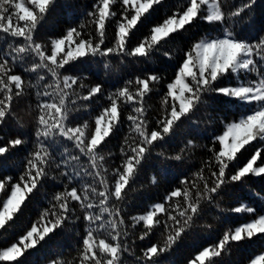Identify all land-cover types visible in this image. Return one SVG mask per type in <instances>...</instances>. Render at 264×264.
Wrapping results in <instances>:
<instances>
[{
	"label": "snow or ice",
	"instance_id": "6c2138e0",
	"mask_svg": "<svg viewBox=\"0 0 264 264\" xmlns=\"http://www.w3.org/2000/svg\"><path fill=\"white\" fill-rule=\"evenodd\" d=\"M56 5L0 0V169L32 145L13 165L19 172L0 178V264H29L40 253L47 264H171L214 223L219 234L187 264H237L235 251L264 240V209L244 202L264 199V187L254 195L242 188L264 181V8L258 0H95L53 35L42 30ZM113 58L122 75L111 90L108 80L90 83L101 66L112 73ZM22 100L34 113L28 131ZM213 113H224L223 129L209 138L200 126ZM197 149L202 158L189 163ZM173 169L166 195L133 213L140 176L151 171L157 185ZM34 204L36 219L23 224ZM231 214L249 218L229 226ZM69 231L75 244L53 253ZM247 264H264V251Z\"/></svg>",
	"mask_w": 264,
	"mask_h": 264
},
{
	"label": "trees",
	"instance_id": "16d2710c",
	"mask_svg": "<svg viewBox=\"0 0 264 264\" xmlns=\"http://www.w3.org/2000/svg\"><path fill=\"white\" fill-rule=\"evenodd\" d=\"M178 2L179 0H166V5L171 6ZM93 3H95V0H57L55 11L50 17L49 23L45 25L42 31L51 33L53 35L62 34L64 30L67 29L69 26H73L76 23H78L81 19H83L85 12L91 7ZM258 3H260L261 8H264V0H258ZM167 12H168V8L165 7L163 9H160L154 15L156 16L157 20H160L167 14ZM114 27L115 25L109 28V32H108L109 40H111ZM192 31H197V29H193ZM137 35H139V33ZM133 44H135V40H133ZM111 63L113 67L112 73L106 75L103 72L101 66V71L99 76L88 74L89 82L95 84L97 82H104L108 80V82L105 83V88L107 90H111L112 82H114L117 76L122 75V70L120 69V65H119V58H113ZM152 66L159 67V63L158 62L154 63ZM92 69L93 71H95L96 69L95 63L92 64ZM166 75L169 77L172 75V70L170 68L167 70ZM109 76L111 77L110 80H109ZM28 103H29L28 100H22L18 106V115L21 118V122L25 125L24 128L25 131H28L31 128L32 116L34 115V113L29 112ZM104 103L105 100L101 99L97 104L93 105V108L99 110L100 105ZM149 104L152 105L154 109L152 115L155 116L157 114L155 109L159 105V98L156 97L153 100H150ZM235 111H236L235 109L231 110V112H235ZM223 115L224 113H213L212 116L215 117L214 122H209L206 117H202V122L200 126L201 133H203V135L209 138L214 135L220 134V132L223 129V124L219 122V118L222 117ZM235 118L237 117L231 114L228 115V120H232ZM120 142H121L120 140H113L111 145L109 146L111 150L117 154V156L119 155L118 145L120 144ZM198 142L200 144H207L209 143V140L201 138ZM31 150H32V145L26 144L24 146V151L20 152L19 155L15 158V160L9 161L4 168L0 169V178L6 175L15 176L20 169L19 167L13 165H18L20 160L23 159L26 153ZM203 152H204L203 149H197L196 152L192 155V159L189 161V163H199L200 159L202 158ZM248 155L249 153H245V156ZM118 162L119 161L117 160V163ZM152 174L153 173L151 171H148L146 174H142L138 181V184L143 185L142 190L131 194L134 198L133 204L135 205V207L132 209L133 213L143 211L150 204L154 202H158L164 195H166L170 185L174 184L175 177L176 175H178L176 170L173 169L171 174L159 176L157 178L158 179L157 185H152L150 183V178ZM261 187H264V181L258 179L255 180V183L246 182L242 186L244 193H249L253 195L256 192H259ZM261 197H264V193H261ZM225 201L226 202L224 206H227V204L232 202L227 197L225 198ZM244 202L257 207L258 209H264V199L260 197H256L255 200H251V199L245 200ZM38 208L39 205L36 204L30 206L24 213L22 223L27 224L29 220H35L36 219L35 212ZM248 218L249 217L247 214H231L229 226H233V225L238 226L240 223L246 222ZM206 222H212V217H209ZM18 223L21 222L18 221ZM214 229H216V231L212 233L200 232L197 237L187 240L183 247H181L179 250H177L175 253H173L170 256L169 261L171 262V264H187V260L193 257L198 249H200L202 246H205L208 243H211L212 240L219 234L218 224L214 223ZM2 239H4V237L0 236V240ZM138 243L146 244L148 242L144 241ZM74 244H75V239L73 238V233L71 231L66 232L63 236L58 237L57 240L53 243L52 252L55 253L59 251L60 246L74 245ZM63 250L65 252V255L67 256L69 254V249L67 247H64ZM261 251H264V240L257 241L256 243L251 244L246 248L235 251L231 257V260L237 262V264H239V262L241 261H243V264H247V260L250 256L259 254ZM28 260H29V264H32V262H36V261H38L39 264H47V260L44 258L43 253L33 254L28 257Z\"/></svg>",
	"mask_w": 264,
	"mask_h": 264
}]
</instances>
